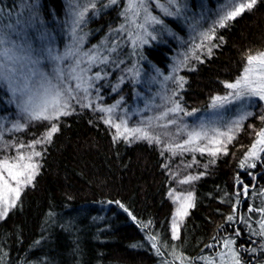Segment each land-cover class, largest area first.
Wrapping results in <instances>:
<instances>
[{"label": "trees", "instance_id": "trees-1", "mask_svg": "<svg viewBox=\"0 0 264 264\" xmlns=\"http://www.w3.org/2000/svg\"><path fill=\"white\" fill-rule=\"evenodd\" d=\"M222 2L177 0L176 14L168 0H147L150 14L161 23L147 20L141 11L133 24L123 15L128 0H0V35L9 40L10 55L63 69L74 91L77 81L67 73L75 59L87 70L85 78H92L87 100L83 91L74 92L70 114L55 120L58 131L51 140L26 148L40 153L38 170L0 219V264H181L180 256L184 264H205L215 260L225 240L233 241L241 264H264V237L252 234L259 230L260 216L248 211L264 206V153L249 161L254 168L241 167L252 137L242 133L226 154L197 151L182 158L181 166L198 178L191 185L193 206L173 239L169 154L144 140L114 139L115 130L99 110L113 106L125 115L140 112L169 78L174 80L170 102L183 110L201 113L213 97L224 96L225 84L241 75L246 57L264 52V0L217 27L214 38L193 56L198 33L210 28ZM90 3L95 8L74 26L73 11ZM69 49L74 57L51 59ZM90 50L97 57L91 65L85 56ZM183 55L188 59L175 71ZM10 107L9 91L0 80V115ZM246 122L258 130L262 126L252 118ZM42 128H32V141L42 140ZM149 236L157 237L155 248Z\"/></svg>", "mask_w": 264, "mask_h": 264}, {"label": "snow or ice", "instance_id": "snow-or-ice-1", "mask_svg": "<svg viewBox=\"0 0 264 264\" xmlns=\"http://www.w3.org/2000/svg\"><path fill=\"white\" fill-rule=\"evenodd\" d=\"M116 3L117 0H109V4ZM257 3L258 0H223L218 8L220 15L214 22L213 26L207 31L198 33L201 38V43L194 45V48L191 50L193 56H195V52L197 50L205 47V42L211 41L214 38L217 27H224L228 21L239 17L246 10L253 9ZM168 4L176 6V14L179 13L180 8L177 5V0H168ZM157 7L161 8L168 15L173 14L168 12V10L159 3H157ZM89 8H95V4H86L81 10L73 11V15L75 16V19L73 20L74 26H78L84 21L85 15ZM141 11L145 13L147 20L153 23H161L160 20L150 14L147 6V0H128V4L123 15H125L126 20L134 24V18L138 17ZM138 26L143 27V25ZM40 38L46 39V36L42 35ZM8 43L9 40L5 36L0 35V80L8 83L9 90L14 96L17 93L21 95L22 99L18 103V107L20 108V111L26 116V118L29 121H52L58 120L61 116L70 114L69 109L71 105L69 101L77 98L76 95H74L73 88L68 86L60 87L59 84H52L51 80L47 77H45L42 82H38V95L36 92H33L32 88L30 87V77H22L24 79L23 85L21 87H13V84L15 83L13 77H15L18 72L22 71V69H18L15 65L18 62V59H22L23 57L14 58V56L10 55L13 49L6 47ZM209 53H211L210 48ZM74 56L75 53L69 49L63 56H51V59L59 61ZM85 56L87 57L86 63L89 65L93 64L97 60V57L92 50L86 53ZM195 58L199 59L198 56ZM187 59L188 57L185 56V60ZM35 62L36 61H33V63ZM81 63L82 61L80 59H75L74 65L69 69L67 76L69 79L77 81L75 85V92L83 91L85 95L82 97V99L87 100L88 88L92 86L89 83V80L92 78H85L87 70L79 68ZM78 69L79 72L77 71ZM55 72L56 78L61 84H63L65 81L64 70L57 68L55 69ZM95 78H100L99 73L96 74ZM166 79H168V77H166ZM176 82L178 87H183L184 80L182 77L177 78ZM225 87L230 90L229 93L223 97H213V103L211 105L213 108H221L225 104L231 103L234 100L239 101L245 97H255L260 101H264V52L249 54L246 57L245 68L241 76L238 77L234 82L226 83ZM173 95H175V93H173ZM89 106L90 104L82 105V107ZM99 110L106 113H111L114 111V108H102ZM181 111H183V109L181 108L180 104L178 102H173V106L167 109L166 112H164L157 119H163V117L168 115V113H178ZM184 114L192 115V113L189 112H185ZM250 115L251 113L249 112L244 113L240 116L239 120L233 121L232 126L228 127L225 131H221L218 128H212L210 131L213 133V135H209V130H206L205 126L201 124L199 129L193 128L187 131V139L184 140L183 144H176L174 148L169 145L168 150L173 151V154H175L176 149H180L181 151H199L201 153L207 151L208 154L213 157L221 152L226 154V145L234 139L233 133L239 130L241 122ZM260 119L264 120V116L260 117ZM105 123L111 124L112 127L116 129V136L114 139L123 137L125 140H127L129 136L132 135L136 139H144L149 143H152L153 141L159 143V138L152 136L146 129L140 127L128 128L125 121L123 120H121L120 123H115L111 119H106ZM169 123H175V121L172 120L169 121ZM13 127L19 131L22 130L24 125L17 123ZM186 127L187 126H185V128ZM183 130L184 129H181V131ZM57 131V126L52 124L50 129L44 133L42 140H36L35 143L39 144L45 141H50L53 134ZM256 137V140L253 142L247 153L245 161L241 162V167H244L245 164H247L248 167L254 168L256 165L254 163H250L249 161L259 159L261 154L264 153V128L256 133ZM200 141H207V143L200 144ZM29 147H32V145H29ZM34 156H40V153L34 151L29 155L19 154L17 157L12 159L0 160V205H2V210H0V219L4 218L7 215L9 209L15 206L16 201L19 199L22 186L31 184L35 175L37 174L38 165L33 162ZM5 173L7 174L8 179L5 178ZM197 178L198 177H188L180 181V183H189L191 180ZM10 180L15 182V186L10 183ZM243 194L245 196L248 195V186L244 187ZM260 195L264 196V193H261ZM174 201L179 202V207L176 209L175 217L181 218L182 222V218L188 214V209L193 206L191 203L192 194L188 193L183 197L174 196ZM248 211L256 212L260 216V219L257 221L259 230L257 231L253 229L252 234L264 237V206H250ZM227 219L232 220L233 217L229 216ZM249 228L251 229V225H249ZM178 232V222L176 219H174L172 224L173 239L178 238ZM238 234L239 233H237V235ZM148 238L153 242V247L155 248L157 237L149 236ZM224 247L227 249V251L220 254L219 264H241L238 255L233 249V241H224ZM262 249H264V245H262ZM157 253L160 254L158 248ZM179 259L181 264H184L185 258L180 256ZM205 264H216V262L215 260H206Z\"/></svg>", "mask_w": 264, "mask_h": 264}, {"label": "rangeland", "instance_id": "rangeland-1", "mask_svg": "<svg viewBox=\"0 0 264 264\" xmlns=\"http://www.w3.org/2000/svg\"><path fill=\"white\" fill-rule=\"evenodd\" d=\"M219 15L220 13L218 12L216 18L212 19V21L209 22V27L213 26L214 22L218 19ZM198 42L199 44L201 43V38ZM183 56L177 62L175 71H179L180 69H182V66L185 64V55ZM15 66L18 69H22V71L18 72L17 75L13 77L15 81L13 87H21L23 85L24 79L22 77H30V87L32 88L33 92L37 93V95L39 94L38 82H42L45 77L50 79L52 84H59L60 87H70L66 79L64 83L61 84L60 81L56 78L55 69L57 68L52 67V69H48L46 66L39 67L36 63L31 62L29 58L24 57L22 59H18V62ZM173 81L174 80H170L169 78V80L167 82H164L163 85L160 86V88H157L154 100H151L152 103H149L147 106H145L142 111L137 112L135 114L130 112L129 114L125 115L122 113V108L121 110H119L116 109V107L111 106L108 108H114V111L111 113L104 112V116L106 117V119H111L115 123H120L121 120H123L125 121L126 126L128 128L140 127L146 129L152 136L159 138V143L155 141H153L152 143L155 144L157 147L165 150L169 154V157L171 158L172 162L174 163L172 168L174 179V184L172 186V224L173 220L176 219L179 227V225L181 224V218L175 217V212L176 209L179 207V202L174 201V196L183 197L184 195L191 193V185L193 183V180H191L189 183H180V181L188 177H193L189 171V167L185 166L184 168L183 166H181L180 162L182 161V158L197 151H181L180 149H176L175 154H173V151L168 150V146L171 145L174 148L176 144H183L184 140L187 139V131L193 128L199 129L201 124L205 126L206 130H209V135H213V133L210 131L212 128H218L221 131H225L228 127L232 126L233 121L239 120L240 116L246 112L251 113V115L247 116V118L241 122L239 130L233 133V140H235L239 135L244 133L248 137H252L254 142L257 138L256 133L262 128H264V120L260 119V117L264 116V101H260L258 100V98L255 97H245L239 101L234 100L231 103L225 104L221 108H213L211 106L213 103L212 98L207 105V109L201 111V113H195V110L188 109L178 113H168V115L164 116L163 119H157L164 112H166L167 109L173 106L170 102V86L173 84ZM6 86L10 94L11 107L9 111L6 112L4 115H0V160L12 159L17 157L19 154L29 155L34 152V148L31 151L28 150L30 149L29 145L34 144V142L36 141H32V137L34 136V131L32 128L35 126L39 127L40 125H43L42 131L45 133L55 122V120L29 121L18 107V103L22 99L21 95L17 93L14 96L9 90L8 83H6ZM227 90L228 91L224 96H226L230 91L229 89ZM69 103L71 105V109L74 102L70 100ZM185 112L192 113V115H185ZM251 118L257 124L258 122L262 124L259 130L258 127H255L256 125L254 124L250 125L251 127H247L248 125L246 124L248 123L246 121ZM172 120H174L175 123H169V121ZM17 123L24 125L22 130L17 131L13 127ZM108 125L112 127L111 124ZM185 126L187 127L185 128ZM112 128L116 132V129L114 127ZM181 129L184 130L181 131ZM20 138H24L25 141ZM129 138H133L135 140H144L136 139L132 135H130ZM231 142L227 143L226 148L229 147ZM199 143L206 144L207 141H200ZM27 147L28 149H26ZM33 162L38 165L37 156L33 157ZM5 178L8 179L6 173ZM10 183L15 186L14 181L10 180ZM24 186H22V188ZM0 210H2V205H0ZM184 217L182 218V221ZM226 251L227 249L224 247V244H222L215 258L216 264H219L220 254Z\"/></svg>", "mask_w": 264, "mask_h": 264}]
</instances>
